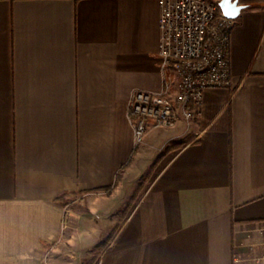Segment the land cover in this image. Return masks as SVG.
Segmentation results:
<instances>
[{
	"label": "crops",
	"instance_id": "obj_1",
	"mask_svg": "<svg viewBox=\"0 0 264 264\" xmlns=\"http://www.w3.org/2000/svg\"><path fill=\"white\" fill-rule=\"evenodd\" d=\"M239 1L232 87L137 147L131 96L163 86L161 0H0V264H86L90 245L95 264H264V0ZM156 163L104 247L98 223L66 224L64 197L105 219Z\"/></svg>",
	"mask_w": 264,
	"mask_h": 264
},
{
	"label": "built area",
	"instance_id": "obj_2",
	"mask_svg": "<svg viewBox=\"0 0 264 264\" xmlns=\"http://www.w3.org/2000/svg\"><path fill=\"white\" fill-rule=\"evenodd\" d=\"M159 92L135 91L128 105L135 146L152 127L175 128L202 112L209 89L233 85L230 43L236 20L212 0H161Z\"/></svg>",
	"mask_w": 264,
	"mask_h": 264
},
{
	"label": "rangeland",
	"instance_id": "obj_3",
	"mask_svg": "<svg viewBox=\"0 0 264 264\" xmlns=\"http://www.w3.org/2000/svg\"><path fill=\"white\" fill-rule=\"evenodd\" d=\"M157 163L151 167V169L147 170V172L139 180V183H130V186L128 187L129 189L126 191V197L124 196V193H122V196L124 197L121 196L112 201V207L115 208V210L113 209L114 214H107L105 219H103L102 216H99V214L95 216L96 212L93 210V206L81 197L71 195L64 197L63 204L71 211L69 218L66 220V224H70L71 217H73L76 221V224H79L81 229H91L95 223H98L101 225V229L103 230V240L105 239L109 241L136 207L144 188L158 170ZM140 166L141 167H139V165L134 167L132 171L133 179L142 171L143 164ZM103 224H110V226L105 229L103 228ZM90 246L92 247L93 245ZM91 247L89 248L88 246V248H85V254H81L80 256L82 258L80 259H87V257H91L93 255V257L96 256L97 260L101 256L102 248L100 249L96 246Z\"/></svg>",
	"mask_w": 264,
	"mask_h": 264
},
{
	"label": "water",
	"instance_id": "obj_4",
	"mask_svg": "<svg viewBox=\"0 0 264 264\" xmlns=\"http://www.w3.org/2000/svg\"><path fill=\"white\" fill-rule=\"evenodd\" d=\"M239 2V0H221L219 6L227 18L237 20L246 9V7L240 5Z\"/></svg>",
	"mask_w": 264,
	"mask_h": 264
},
{
	"label": "trees",
	"instance_id": "obj_5",
	"mask_svg": "<svg viewBox=\"0 0 264 264\" xmlns=\"http://www.w3.org/2000/svg\"><path fill=\"white\" fill-rule=\"evenodd\" d=\"M248 8H250V7L247 6L246 9H248ZM170 149H171V148H168V149L166 150L165 154H166L167 152H169ZM163 156H164V155H163ZM125 168H126V167H125ZM110 190H111V189H109V191H110ZM109 191H108V192H109ZM107 243H108V240L105 241L101 246L104 247ZM95 262H96V257H94L92 260H90V261L87 262L86 264H95Z\"/></svg>",
	"mask_w": 264,
	"mask_h": 264
}]
</instances>
